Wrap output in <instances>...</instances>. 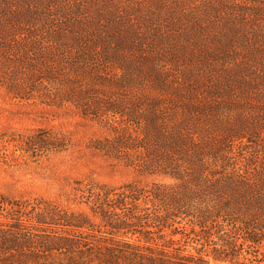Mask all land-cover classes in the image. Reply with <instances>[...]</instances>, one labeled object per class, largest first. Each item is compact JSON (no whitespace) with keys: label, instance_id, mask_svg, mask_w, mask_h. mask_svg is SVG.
Instances as JSON below:
<instances>
[{"label":"trees","instance_id":"obj_1","mask_svg":"<svg viewBox=\"0 0 264 264\" xmlns=\"http://www.w3.org/2000/svg\"><path fill=\"white\" fill-rule=\"evenodd\" d=\"M192 3L213 11L231 7L220 19L226 13L239 22L264 16V0H0V72L18 75L56 62L83 70L95 55L89 31L119 43L130 39L129 32L139 42L173 32L197 37L202 24H192L188 32L147 17L154 14L152 7ZM134 16L142 26L132 25ZM188 101L169 102L172 117L165 107L141 132L94 145L142 176L166 179L117 186L76 181L78 197L99 222L85 211L42 199L0 195V215L8 220L0 219V263L13 258L11 264H209L202 252L211 247L220 262L264 264V146L260 139L211 134L200 121L201 110ZM244 138L247 144L238 141ZM26 143L36 155L63 147L51 133ZM193 244L201 246L198 254L189 251Z\"/></svg>","mask_w":264,"mask_h":264},{"label":"rangeland","instance_id":"obj_2","mask_svg":"<svg viewBox=\"0 0 264 264\" xmlns=\"http://www.w3.org/2000/svg\"><path fill=\"white\" fill-rule=\"evenodd\" d=\"M191 6L152 7L154 14L147 17L155 25L175 24L188 32L193 31L192 24H202L205 29L197 30V37L185 40L173 32L158 41L139 42L129 32L130 39L123 37L119 43L89 31L86 37L96 43L95 55L83 70L56 62L51 68L35 67L18 75L0 72V195L33 203L42 199L85 211L99 222L78 197L76 181L117 186L166 179L142 176L94 145L118 134L141 132L145 123L159 119L165 107L172 117L169 102L180 99L197 105L200 121L210 127L211 134L260 139L262 148L264 16L239 22L228 13L219 18L231 7L213 11ZM141 11L145 12L144 7ZM135 19H129L132 25L142 26ZM54 40L59 43V36ZM50 133L63 147L36 155L26 141ZM238 141L248 143L245 138ZM0 219L8 221L1 215ZM193 245L196 248L189 246V251L198 254L201 246ZM202 254L209 264H240L215 260L211 247Z\"/></svg>","mask_w":264,"mask_h":264}]
</instances>
